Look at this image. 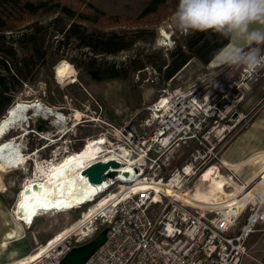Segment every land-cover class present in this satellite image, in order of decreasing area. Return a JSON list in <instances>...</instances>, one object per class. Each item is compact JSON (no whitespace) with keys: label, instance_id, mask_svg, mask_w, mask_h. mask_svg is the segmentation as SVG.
<instances>
[{"label":"built area","instance_id":"2783aa9c","mask_svg":"<svg viewBox=\"0 0 264 264\" xmlns=\"http://www.w3.org/2000/svg\"><path fill=\"white\" fill-rule=\"evenodd\" d=\"M262 84L264 69L249 77L221 66L210 77L150 104L143 121L109 125L99 138L121 158L120 166L104 173L108 185L96 200L73 209L87 208L85 215L25 264H61L73 248L104 229L105 243L85 264H243L248 241L264 219V192L244 199L242 208L237 200L217 207L196 204L182 194L212 165L224 162L225 149L252 119V112L241 106ZM223 166L231 184L248 186ZM112 196L99 211L91 210L100 198Z\"/></svg>","mask_w":264,"mask_h":264},{"label":"rangeland","instance_id":"374dc122","mask_svg":"<svg viewBox=\"0 0 264 264\" xmlns=\"http://www.w3.org/2000/svg\"><path fill=\"white\" fill-rule=\"evenodd\" d=\"M78 1L80 2L56 0L75 3L79 9H84L85 4H92L102 10L104 15L98 22L85 23L90 30L127 34L134 40V44L129 50L116 55H95L88 48H80L75 40L62 42V35L57 34L56 27L53 26V32H49L45 44L48 53L46 63L35 76L30 77L28 83L20 87L10 107L18 101L36 102L49 111L53 110V113L62 114L64 119L57 124L54 117L33 115L35 110H30L28 122L10 130L0 141L1 146L16 139L22 144V152L28 156L26 163L17 168L7 165L0 157V176L4 186L0 185V263L12 262L14 259V262H18L28 255L33 256L37 252H32L41 245L45 249L49 240L66 231L87 212V208H83L47 213L34 217V222L27 223L25 227L21 226L13 217L19 204V192L25 182L35 176L38 163L49 169L52 163L64 165L69 159L81 161L85 145L90 140L99 138L109 129V125L121 127L130 121H143L150 104L167 93L210 77L218 69L211 63L204 64L194 57L174 77L165 80L166 66L162 67L163 63L165 60L171 62V54L180 44L188 50L185 44L191 36H185L173 28L170 23L172 14L151 23L142 21L139 17L149 0ZM56 15L57 13H40L36 20L49 23ZM72 21L68 18L65 20L67 23ZM208 35L214 36L213 33ZM91 57H97L107 64L124 63L130 67V75L127 78L97 80L84 63V60ZM67 65L70 68L62 67ZM161 67L162 70H159ZM61 70H64L63 75L59 74ZM263 93V87H259L254 97H261ZM263 104L255 109L256 113L264 107ZM97 149L99 148L91 152L92 159L103 155L97 154ZM76 164L74 163L75 166ZM259 187L257 193L262 194L264 185ZM197 198L199 201L215 202L213 197L205 195L198 194ZM110 200L111 198H100L99 204L94 205L91 210L98 211ZM16 233L23 237L16 241L9 239L10 235ZM5 240L11 243L3 247L1 244ZM243 264H264V219L248 241V256Z\"/></svg>","mask_w":264,"mask_h":264},{"label":"trees","instance_id":"16d2710c","mask_svg":"<svg viewBox=\"0 0 264 264\" xmlns=\"http://www.w3.org/2000/svg\"><path fill=\"white\" fill-rule=\"evenodd\" d=\"M77 2H80L77 0ZM178 0H149L140 14L142 21L158 22L176 9ZM79 9L75 3H61L56 0H0V119L6 114L20 87L30 81L46 63V39L53 28L62 35V42L75 40L80 48H88L95 55H116L129 50L134 40L119 32L90 30L86 22H98L104 12L92 4ZM57 13L49 23L36 20L39 14ZM72 19L70 23L66 19ZM54 26V27H53ZM227 41L214 34L196 33L184 45H179L171 54L166 66L165 80L174 77L194 57L204 64H210L211 54ZM86 69L97 80L127 78L130 67L124 63H105L97 57L84 60ZM162 67L159 70H162Z\"/></svg>","mask_w":264,"mask_h":264},{"label":"bare ground","instance_id":"6f19581e","mask_svg":"<svg viewBox=\"0 0 264 264\" xmlns=\"http://www.w3.org/2000/svg\"><path fill=\"white\" fill-rule=\"evenodd\" d=\"M163 33L166 35L165 31H163ZM62 67L70 68V65ZM30 110H35L33 115L45 114L50 118L54 117L57 124L61 123L64 119L62 114L53 113V110L49 111L36 102L18 101L8 109L7 113L0 120V125H7L4 128V131L0 133V141L4 139L10 130L28 122L27 116ZM98 139L100 138L92 139L85 145L81 161L78 159H69L64 165L60 163H52L50 164L49 169L41 167L38 163L35 176L29 178L19 192V204L13 217L21 226L25 227L27 223L34 222L33 218L38 217L39 215L61 213L78 208L81 204L96 200L99 193L104 191L108 182L105 181L103 184L91 183L87 176L82 175L83 169L98 160L118 161L117 159L121 158L116 152H112L107 141L102 137L100 140ZM22 148V144L20 142L18 143L15 139L6 144H2L0 146V157L2 158V161L12 168H17L18 166L25 164L28 160V156L22 152ZM96 148H99L97 149V154L103 153V155L99 158L92 159L90 156L91 152ZM122 155L123 157H127L128 154L126 150H122ZM74 163H77L76 166ZM223 165H225L224 162L212 165L201 176L196 186L187 193L182 194V196L188 200H194V202L199 201L197 198L198 194L213 197L215 202L199 201L196 202V204L217 206L224 200L223 198H226V196L231 193L232 189L235 188L237 193L239 191L238 188L242 186L231 184L223 173ZM219 184H221V190ZM0 185L3 186L1 176ZM257 189H259V187L255 190L249 191L244 199L251 198ZM114 197L115 196H112L111 200ZM244 199L243 202L245 207L246 202ZM19 236H21V234H12L9 236V239ZM4 247H6V245H4ZM43 251H45V249L41 252H37L33 256L28 255L21 261L14 262V264H25L30 259H36L41 256Z\"/></svg>","mask_w":264,"mask_h":264},{"label":"clouds","instance_id":"9594fccd","mask_svg":"<svg viewBox=\"0 0 264 264\" xmlns=\"http://www.w3.org/2000/svg\"><path fill=\"white\" fill-rule=\"evenodd\" d=\"M170 23L185 36L213 33L227 41L211 54L214 66L249 77L264 69V0H178Z\"/></svg>","mask_w":264,"mask_h":264},{"label":"crops","instance_id":"0c3cea01","mask_svg":"<svg viewBox=\"0 0 264 264\" xmlns=\"http://www.w3.org/2000/svg\"><path fill=\"white\" fill-rule=\"evenodd\" d=\"M259 87L264 89V84ZM254 96L255 94L246 99L241 106L246 113L252 112V119L248 127L232 140L222 155L227 167H231L238 176L249 184L247 187H239L237 193L235 188L232 189L231 196L227 195L217 206L228 205L237 200L238 206L242 208L244 207L243 199L248 192L264 185V107L259 112H255V109L261 105L260 102L264 99V93L261 97L256 98ZM223 173L225 176L229 174L227 168H223ZM21 237L23 235L13 239L16 241ZM10 243V241L5 240L1 246H8Z\"/></svg>","mask_w":264,"mask_h":264},{"label":"water","instance_id":"95a60500","mask_svg":"<svg viewBox=\"0 0 264 264\" xmlns=\"http://www.w3.org/2000/svg\"><path fill=\"white\" fill-rule=\"evenodd\" d=\"M8 111V110H7ZM120 163L115 160H98L86 167L82 171L83 176H87L89 181L94 184H103L104 173L112 168H117ZM113 173L110 172L109 175ZM107 239V229L101 231L92 241L73 248L62 260L61 264H85L86 261L96 252V250L105 243Z\"/></svg>","mask_w":264,"mask_h":264},{"label":"snow or ice","instance_id":"6c2138e0","mask_svg":"<svg viewBox=\"0 0 264 264\" xmlns=\"http://www.w3.org/2000/svg\"><path fill=\"white\" fill-rule=\"evenodd\" d=\"M63 72L64 70H61L59 74L63 75ZM7 125H0V133H2L4 131V128L6 127Z\"/></svg>","mask_w":264,"mask_h":264},{"label":"flooded vegetation","instance_id":"af4514ba","mask_svg":"<svg viewBox=\"0 0 264 264\" xmlns=\"http://www.w3.org/2000/svg\"><path fill=\"white\" fill-rule=\"evenodd\" d=\"M26 132H29L28 130ZM16 140V139H15Z\"/></svg>","mask_w":264,"mask_h":264}]
</instances>
